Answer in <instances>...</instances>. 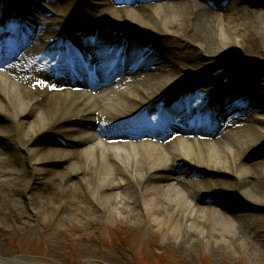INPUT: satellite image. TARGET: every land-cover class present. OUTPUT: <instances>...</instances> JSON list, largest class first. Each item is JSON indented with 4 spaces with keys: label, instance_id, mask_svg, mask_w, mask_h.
<instances>
[{
    "label": "bare ground",
    "instance_id": "6f19581e",
    "mask_svg": "<svg viewBox=\"0 0 264 264\" xmlns=\"http://www.w3.org/2000/svg\"><path fill=\"white\" fill-rule=\"evenodd\" d=\"M79 1L0 9V199L25 194L37 216H144L183 249L226 240L264 260L259 215L210 195L264 206V69H238L264 59V0ZM39 12L59 16L36 24ZM70 38L84 51L46 47Z\"/></svg>",
    "mask_w": 264,
    "mask_h": 264
},
{
    "label": "rangeland",
    "instance_id": "374dc122",
    "mask_svg": "<svg viewBox=\"0 0 264 264\" xmlns=\"http://www.w3.org/2000/svg\"><path fill=\"white\" fill-rule=\"evenodd\" d=\"M147 1L133 0L132 4ZM83 2L87 5L86 0ZM111 2L118 5L119 0H111ZM84 3L79 1L78 4L82 10L85 9ZM208 3L211 6L214 4L211 1ZM215 6L213 7L217 9ZM39 14L42 18H49V21L52 17L59 16L54 12L49 14L39 12ZM72 16L73 14L68 17L69 25ZM36 23L44 25L46 21L40 19L36 20ZM27 26L30 29L34 28L30 23ZM245 48L246 53L250 55L247 43ZM233 57L231 56L229 60H233ZM234 61L239 60L234 59ZM177 66L181 70L184 69L181 63ZM238 69L239 71L256 70L252 78L260 77L257 69H264V59L258 62L256 68L244 66ZM215 72L218 74L217 83L224 84L222 78L225 73L222 71V66H216L210 73ZM227 85L229 87L230 84ZM262 156H264L263 151L258 157ZM63 166V164H57L55 169L60 170ZM47 175H40V178L32 183L31 190L37 189L42 181L41 178ZM210 195L228 205L234 203L232 207L229 205L231 208H243L257 213L263 223L258 224L253 219L251 225L256 231L255 234L264 241V227H259L264 224V206L255 207L248 203L244 204L229 191L221 190ZM8 200L0 199V256L2 258L28 256L47 264H87L91 260L105 261L109 264H264V260L261 261L249 255L247 246L240 242L229 243L226 240H219L216 244L213 243V246L204 241L198 246L183 249L179 246L178 240L166 229H159L152 225L144 216L131 219L123 215H115L109 218L101 212L85 215L71 213L69 217H66L54 212V209L44 211L37 216L25 194L19 196V205H8ZM0 264L10 263L0 262ZM17 264L24 263L18 261Z\"/></svg>",
    "mask_w": 264,
    "mask_h": 264
},
{
    "label": "water",
    "instance_id": "95a60500",
    "mask_svg": "<svg viewBox=\"0 0 264 264\" xmlns=\"http://www.w3.org/2000/svg\"><path fill=\"white\" fill-rule=\"evenodd\" d=\"M0 262L1 263H10V264H17L18 262V259L17 258H2L0 256ZM42 262V261H41ZM45 263V262H44ZM47 264V263H46ZM49 264V263H48ZM87 264H109L105 261H95V260H92L90 262H88Z\"/></svg>",
    "mask_w": 264,
    "mask_h": 264
},
{
    "label": "snow or ice",
    "instance_id": "6c2138e0",
    "mask_svg": "<svg viewBox=\"0 0 264 264\" xmlns=\"http://www.w3.org/2000/svg\"><path fill=\"white\" fill-rule=\"evenodd\" d=\"M53 87H55V86L53 85Z\"/></svg>",
    "mask_w": 264,
    "mask_h": 264
}]
</instances>
